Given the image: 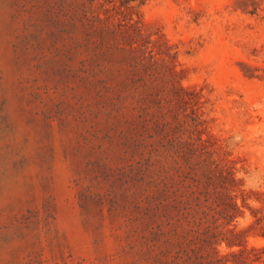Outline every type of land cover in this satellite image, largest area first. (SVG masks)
Masks as SVG:
<instances>
[{"label":"rangeland","instance_id":"obj_1","mask_svg":"<svg viewBox=\"0 0 264 264\" xmlns=\"http://www.w3.org/2000/svg\"><path fill=\"white\" fill-rule=\"evenodd\" d=\"M77 12L0 0V264H209L263 249L264 0H144L145 71Z\"/></svg>","mask_w":264,"mask_h":264},{"label":"trees","instance_id":"obj_2","mask_svg":"<svg viewBox=\"0 0 264 264\" xmlns=\"http://www.w3.org/2000/svg\"><path fill=\"white\" fill-rule=\"evenodd\" d=\"M63 4H75L78 7L79 12L78 21L84 24L94 25L96 23L105 24V30L112 33L113 37L119 36L123 42L127 44L128 53L131 57L133 65L137 68L145 71V69L151 68L154 66L155 61L153 60V51L147 47L150 42L145 41L142 39V30L140 21L136 15V20L133 19L135 15V11L139 7H141L144 3V0H62ZM75 22L72 23V25ZM110 25V28H109ZM142 39L141 42L139 40ZM154 43V42H153ZM135 45V46H133ZM167 58H169V54L165 53ZM173 59V58H172ZM173 71L171 75L173 76ZM179 91V90H177ZM196 122V121H195ZM198 122V119H197ZM201 125L200 122L193 125L194 129H197V126ZM170 145L172 146V141H170ZM149 159H147L148 162ZM208 197L206 198V200ZM229 204L228 207L236 211L237 207L233 202L232 198H228ZM205 218L208 216L207 213H202ZM203 217V219H204ZM214 218V217H213ZM224 220H227L230 223L233 220L232 215H226L223 217ZM227 218V219H225ZM199 221L196 222L194 219L191 221V229H195V232L201 234L205 237L204 242L206 245H210V239H215L216 234L213 232L211 233V228L208 225V221L202 222V219H198ZM217 219L214 218L212 223L215 225ZM258 222L256 225H258ZM207 224V225H205ZM218 227L215 226L213 231L216 230ZM230 237L235 238L238 234H234L232 230L226 232ZM220 235H222L220 233ZM224 235V233H223ZM226 245L228 247L234 246L233 243H230L225 239ZM213 251V249H212ZM264 253V248L255 250H242L237 253H230L224 256H220L213 251L214 257L213 260L209 261V264H230L232 259V264H256L260 259V254Z\"/></svg>","mask_w":264,"mask_h":264}]
</instances>
